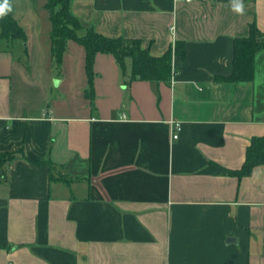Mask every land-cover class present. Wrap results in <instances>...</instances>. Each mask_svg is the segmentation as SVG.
<instances>
[{"label":"crops","instance_id":"1","mask_svg":"<svg viewBox=\"0 0 264 264\" xmlns=\"http://www.w3.org/2000/svg\"><path fill=\"white\" fill-rule=\"evenodd\" d=\"M8 3L26 39L0 41V153L17 152L0 180V264H264V165L228 173L264 135V49L252 81L215 80L235 38L264 33V0L243 14L233 0L70 1L84 29L152 56L184 42L172 82L130 80L109 53L89 81L78 43L54 60L46 0Z\"/></svg>","mask_w":264,"mask_h":264},{"label":"trees","instance_id":"2","mask_svg":"<svg viewBox=\"0 0 264 264\" xmlns=\"http://www.w3.org/2000/svg\"><path fill=\"white\" fill-rule=\"evenodd\" d=\"M70 1L46 0L45 9L49 14L51 23V52L54 60L60 63L68 41H74L81 45L85 51V70L89 81L92 77V65L97 53L113 55L120 68H124L125 60L128 59L130 61V80L156 82L167 81L170 78L173 55L184 58V42H176L173 48L170 47L164 54L155 57L150 54L148 49L141 47L139 40L122 37L108 38L98 34L93 28L84 29L81 22L71 14ZM25 39L24 31L8 11L6 15L0 18V41H25ZM262 49H264V33L257 29L255 23H251L248 36L234 39L230 75L215 78L216 82L237 84L252 81L254 78V58ZM16 154V151L0 153V180L5 176L3 166L14 160ZM26 160L34 165L51 166V162L48 160L30 158H26ZM260 165H264V135L250 139L242 166L240 169L228 173L237 178H242L249 176L253 168Z\"/></svg>","mask_w":264,"mask_h":264},{"label":"clouds","instance_id":"3","mask_svg":"<svg viewBox=\"0 0 264 264\" xmlns=\"http://www.w3.org/2000/svg\"><path fill=\"white\" fill-rule=\"evenodd\" d=\"M233 10L240 14H243V0H233ZM8 11H10L8 0H0V18L6 15Z\"/></svg>","mask_w":264,"mask_h":264},{"label":"built area","instance_id":"4","mask_svg":"<svg viewBox=\"0 0 264 264\" xmlns=\"http://www.w3.org/2000/svg\"><path fill=\"white\" fill-rule=\"evenodd\" d=\"M187 1H189V0H187ZM172 81H173V75L171 74V82ZM170 127L172 130V139L175 140L178 137V132H179L180 127H181L180 122L171 120L170 121Z\"/></svg>","mask_w":264,"mask_h":264},{"label":"rangeland","instance_id":"5","mask_svg":"<svg viewBox=\"0 0 264 264\" xmlns=\"http://www.w3.org/2000/svg\"><path fill=\"white\" fill-rule=\"evenodd\" d=\"M54 95V94H53Z\"/></svg>","mask_w":264,"mask_h":264}]
</instances>
